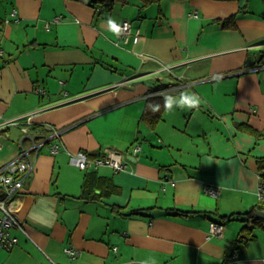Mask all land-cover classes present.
<instances>
[{"label": "crops", "instance_id": "0c3cea01", "mask_svg": "<svg viewBox=\"0 0 264 264\" xmlns=\"http://www.w3.org/2000/svg\"><path fill=\"white\" fill-rule=\"evenodd\" d=\"M92 1L0 0V167L30 112L46 142L14 202L27 235L10 229L18 245L0 264H262L264 0ZM109 19L138 41L118 42ZM181 89L199 105L176 101L150 125L151 98ZM106 150L125 169L70 162Z\"/></svg>", "mask_w": 264, "mask_h": 264}, {"label": "built area", "instance_id": "2783aa9c", "mask_svg": "<svg viewBox=\"0 0 264 264\" xmlns=\"http://www.w3.org/2000/svg\"><path fill=\"white\" fill-rule=\"evenodd\" d=\"M59 21L58 18L54 19V22ZM120 33L117 34L118 42H127L129 36L133 37V41L136 43L139 39V32H132L131 23L129 21H123L120 25ZM37 112H30L22 118L26 119V123L21 125L22 139H20L19 155L6 164L0 167V248L3 250H10L18 245V239L10 235V229L14 227L20 228L26 235L24 226L18 219L15 209V199L20 194V191L24 185L25 180L32 174L34 169V161L36 154L40 147L46 144L45 141H41L39 144H34L32 135L31 118L35 116ZM7 125H19L17 120L8 121ZM24 141H31V147H25ZM2 144L0 143V149ZM140 151L139 146L132 147V153L135 155ZM50 152L55 154L57 148L51 147ZM124 155L117 151L106 150L102 156H95L90 158L86 152L79 151L70 155V162L80 170L88 168H98L100 166H110L116 171L125 169L126 162ZM206 192L211 196H216L218 191L210 186L205 188ZM257 201L260 205L264 206V174H258L257 183ZM224 226L220 223L211 222L209 224V236L222 237L224 234ZM65 254L74 258L77 255V251L71 248L64 249ZM264 264V259L262 260Z\"/></svg>", "mask_w": 264, "mask_h": 264}, {"label": "trees", "instance_id": "16d2710c", "mask_svg": "<svg viewBox=\"0 0 264 264\" xmlns=\"http://www.w3.org/2000/svg\"><path fill=\"white\" fill-rule=\"evenodd\" d=\"M126 2V0H93L91 3L92 4H95L105 10H110L113 5L116 3V2ZM144 2L146 3H152V2H155V1H159V0H143ZM233 18L230 17L228 18L227 20L224 21V27L228 26V27H231L232 26V22H233ZM172 85L170 84H165V85H158L157 87H155V90H160V89H165V88H169L171 87ZM175 91V90H174ZM170 92H173V91H169V93H166V94H160V95H157V96H154L153 98H151L153 100L152 103L149 104V107H148V112L146 114H144V118L146 120H148V123L151 125V124H154L156 121H158L160 119V114L162 112V110L165 108V97L166 96H170V97H173L174 95L175 96H178V95H181V92H182V89L181 90H176V92L174 93H170ZM154 105H159V110L158 111H153L152 110V107L151 106H154ZM264 160H260V163L261 165L263 166V163ZM260 167L261 169L263 167ZM259 207V208H258ZM264 206L260 205L258 203V206L257 208L258 209H262ZM251 214H249L250 216Z\"/></svg>", "mask_w": 264, "mask_h": 264}, {"label": "clouds", "instance_id": "9594fccd", "mask_svg": "<svg viewBox=\"0 0 264 264\" xmlns=\"http://www.w3.org/2000/svg\"><path fill=\"white\" fill-rule=\"evenodd\" d=\"M108 25H109L110 30H112L116 34L120 33L121 30H120L119 26L117 24H115L112 19L108 20ZM173 103H174L173 97H170V96L165 97V107L168 110L172 109ZM178 103H179V106H181V107L195 108L199 105L200 99L195 94H184V93H182L180 101ZM151 107H152L153 111L159 110V105H154ZM142 264H146V262H142ZM152 264H155V261H153Z\"/></svg>", "mask_w": 264, "mask_h": 264}, {"label": "water", "instance_id": "95a60500", "mask_svg": "<svg viewBox=\"0 0 264 264\" xmlns=\"http://www.w3.org/2000/svg\"><path fill=\"white\" fill-rule=\"evenodd\" d=\"M256 217L261 218L262 220H264V211H257L255 213Z\"/></svg>", "mask_w": 264, "mask_h": 264}, {"label": "rangeland", "instance_id": "374dc122", "mask_svg": "<svg viewBox=\"0 0 264 264\" xmlns=\"http://www.w3.org/2000/svg\"><path fill=\"white\" fill-rule=\"evenodd\" d=\"M189 92L192 94V91L189 90ZM176 101L179 102L178 100H174V102H176ZM197 114H198V113H197ZM255 233H256V234H259V235H261V236H262V235L264 236V231H256Z\"/></svg>", "mask_w": 264, "mask_h": 264}]
</instances>
